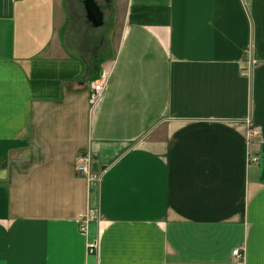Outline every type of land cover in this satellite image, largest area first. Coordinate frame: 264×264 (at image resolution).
I'll use <instances>...</instances> for the list:
<instances>
[{"label":"crops","instance_id":"obj_1","mask_svg":"<svg viewBox=\"0 0 264 264\" xmlns=\"http://www.w3.org/2000/svg\"><path fill=\"white\" fill-rule=\"evenodd\" d=\"M93 1L0 0V264H264V0Z\"/></svg>","mask_w":264,"mask_h":264},{"label":"built area","instance_id":"obj_2","mask_svg":"<svg viewBox=\"0 0 264 264\" xmlns=\"http://www.w3.org/2000/svg\"><path fill=\"white\" fill-rule=\"evenodd\" d=\"M103 93V84L101 82L94 83L91 93H90V101L93 103L96 100H98ZM249 161L251 163H258L259 157L256 154L251 153L249 156ZM75 171L77 175L85 178L88 180L89 183L95 184L97 186H100L101 184V178L103 175V170H97L94 168V160L89 155L88 152H82L80 153L75 160ZM88 219L86 218L79 224V229L81 232L86 233L87 231V223ZM96 249V242H93L89 244V250L90 252L95 251ZM233 256L234 259L237 260L239 258H243L242 253L240 252V249L233 250Z\"/></svg>","mask_w":264,"mask_h":264},{"label":"water","instance_id":"obj_3","mask_svg":"<svg viewBox=\"0 0 264 264\" xmlns=\"http://www.w3.org/2000/svg\"><path fill=\"white\" fill-rule=\"evenodd\" d=\"M86 7L89 12V17L93 23L97 26L102 22V13L99 11V8L96 6L93 0H86Z\"/></svg>","mask_w":264,"mask_h":264},{"label":"rangeland","instance_id":"obj_4","mask_svg":"<svg viewBox=\"0 0 264 264\" xmlns=\"http://www.w3.org/2000/svg\"><path fill=\"white\" fill-rule=\"evenodd\" d=\"M91 156V155H90ZM92 157V156H91ZM93 158V157H92ZM83 178V177H82ZM85 179V178H84ZM86 180V179H85ZM87 184L90 186H93L92 183H89L88 180H86ZM95 185V184H94Z\"/></svg>","mask_w":264,"mask_h":264}]
</instances>
